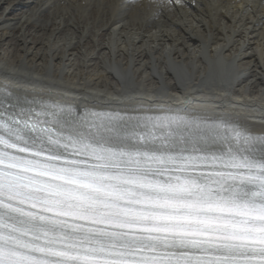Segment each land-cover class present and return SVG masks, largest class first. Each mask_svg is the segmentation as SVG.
<instances>
[{"label": "bare ground", "instance_id": "6f19581e", "mask_svg": "<svg viewBox=\"0 0 264 264\" xmlns=\"http://www.w3.org/2000/svg\"><path fill=\"white\" fill-rule=\"evenodd\" d=\"M6 92L71 105L62 130L77 139L170 156H264V146L215 134L223 121L264 135V0H0ZM68 142L55 151L80 152ZM82 154L116 164L100 150ZM151 166L161 167L158 183L184 182Z\"/></svg>", "mask_w": 264, "mask_h": 264}, {"label": "snow or ice", "instance_id": "6c2138e0", "mask_svg": "<svg viewBox=\"0 0 264 264\" xmlns=\"http://www.w3.org/2000/svg\"><path fill=\"white\" fill-rule=\"evenodd\" d=\"M126 10L127 4L119 6L121 14ZM74 111L71 105L29 100L7 92L0 98V264H99L101 259L104 264H129L73 251L79 246L67 244L62 234L55 232L59 224L55 216L78 215L65 208L76 194L53 182L76 183L66 179L72 170L51 163L61 159L53 155L55 146L71 141L81 149L91 147L62 130L65 114ZM88 115L85 113L81 119ZM107 115L91 113L92 117ZM215 129L216 135L231 136L245 145L264 146V135H251L223 121L217 122ZM232 161L233 167L264 171V163H241L236 157ZM260 179L264 188V177ZM178 190L197 193L200 199L193 211L207 208L244 217L239 224L221 218L213 221L217 225L214 231L225 234L211 243H221L230 252L251 248L253 254L245 255L243 264H264V205H242L236 192L227 198L217 197L211 189L194 181L184 182ZM142 264H241V260L238 255L212 260L145 255Z\"/></svg>", "mask_w": 264, "mask_h": 264}, {"label": "rangeland", "instance_id": "374dc122", "mask_svg": "<svg viewBox=\"0 0 264 264\" xmlns=\"http://www.w3.org/2000/svg\"><path fill=\"white\" fill-rule=\"evenodd\" d=\"M32 38H35V39H36V38H38V35H37V36H36V35H35V36H32ZM256 148H257V147H256ZM253 151L256 153V152L259 151V149H255V150H253Z\"/></svg>", "mask_w": 264, "mask_h": 264}]
</instances>
